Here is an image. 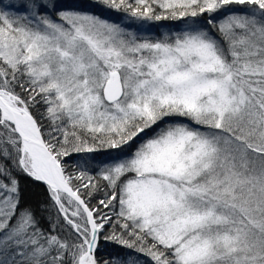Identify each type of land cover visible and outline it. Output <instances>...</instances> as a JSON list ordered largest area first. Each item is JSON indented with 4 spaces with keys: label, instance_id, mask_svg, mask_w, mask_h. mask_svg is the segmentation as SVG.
<instances>
[{
    "label": "snow or ice",
    "instance_id": "1",
    "mask_svg": "<svg viewBox=\"0 0 264 264\" xmlns=\"http://www.w3.org/2000/svg\"><path fill=\"white\" fill-rule=\"evenodd\" d=\"M0 264H264V0H0Z\"/></svg>",
    "mask_w": 264,
    "mask_h": 264
},
{
    "label": "trees",
    "instance_id": "2",
    "mask_svg": "<svg viewBox=\"0 0 264 264\" xmlns=\"http://www.w3.org/2000/svg\"><path fill=\"white\" fill-rule=\"evenodd\" d=\"M159 23L160 24H170L171 22L161 21ZM160 31L163 32V31H166V29L161 28ZM21 183L24 189L25 200L28 203H31L35 207L38 203H42L45 201L46 195L44 193L42 185L34 184L27 178L22 179ZM123 251L125 250L121 249L117 245L101 241L99 245L98 255L104 259H107L109 258L110 255L116 256L118 253H122Z\"/></svg>",
    "mask_w": 264,
    "mask_h": 264
},
{
    "label": "rangeland",
    "instance_id": "3",
    "mask_svg": "<svg viewBox=\"0 0 264 264\" xmlns=\"http://www.w3.org/2000/svg\"><path fill=\"white\" fill-rule=\"evenodd\" d=\"M166 29V28H165ZM134 30V29H133ZM166 31H167V29H166Z\"/></svg>",
    "mask_w": 264,
    "mask_h": 264
}]
</instances>
